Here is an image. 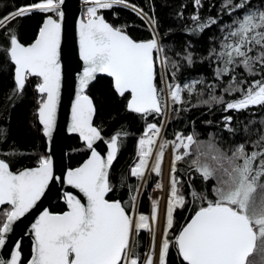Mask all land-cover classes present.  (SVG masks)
Returning a JSON list of instances; mask_svg holds the SVG:
<instances>
[{
  "label": "snow or ice",
  "instance_id": "6c2138e0",
  "mask_svg": "<svg viewBox=\"0 0 264 264\" xmlns=\"http://www.w3.org/2000/svg\"><path fill=\"white\" fill-rule=\"evenodd\" d=\"M191 4L194 11L185 16L187 4L173 8L163 0L185 37L177 46L166 41L174 24L161 32L155 0H145L144 7L130 0H81L75 35L82 70L75 75L67 132L78 135L90 155L59 176L50 145L61 103L65 0L0 6L6 9L0 11L5 61L0 67L10 69L13 79L6 101L15 106L32 85L33 115L46 144L34 166L15 171L13 160L22 153L11 149L0 156V254L7 257L0 264H170L173 252L175 264H264V131H251L256 120L234 123L227 114L264 111V0H219V7L212 6L215 15L212 8L201 14L203 0ZM117 8L134 14L149 36H132L128 28L134 25L127 21L108 22L104 12L119 19ZM36 16L38 30L25 45L19 36L22 21ZM197 65H207L211 76L185 75ZM100 75L110 78L126 112L143 122L139 133L121 125L106 138L103 128L94 126L97 109L89 90ZM193 109L225 113L215 125L218 131L197 129L187 119ZM259 124L264 128V119ZM132 137V163L113 182L114 162ZM0 138H6V129L0 128ZM98 141L106 145V155L94 147ZM55 182L75 189L86 203L66 190V210H41L25 225L31 238L25 257L15 231ZM150 185L166 193L158 243L160 198L149 193L150 214L139 211ZM110 193L117 198L108 199ZM178 211L189 215L177 228Z\"/></svg>",
  "mask_w": 264,
  "mask_h": 264
},
{
  "label": "trees",
  "instance_id": "16d2710c",
  "mask_svg": "<svg viewBox=\"0 0 264 264\" xmlns=\"http://www.w3.org/2000/svg\"><path fill=\"white\" fill-rule=\"evenodd\" d=\"M31 0H0V6H6L10 9L13 4L24 5L30 3ZM131 3L137 4L141 7L145 6V0H130ZM204 7L201 9L202 15L209 14V8H212V15L216 14L215 5L219 7V0H203ZM157 14L159 15L164 28L161 29L163 33L169 24L174 22L168 17L170 12L169 7L162 6L163 0H155ZM168 4L173 8L180 4H187L185 9V16H188L194 11L191 0H168ZM6 9H0L3 11ZM116 13H119V19L114 18L113 12L105 11L104 16L106 20L113 24H120L122 21H127L130 25H134L128 28V32L136 38H146L149 33L146 30V25L143 24L137 17L131 12L124 9H115ZM41 22L40 17L36 16L33 18H25L22 21V26L19 30L20 40L25 44L32 42L37 30L38 24ZM176 29L172 36L166 38L167 42L175 41L177 46L181 45L185 37L180 29L179 24H174ZM204 41H201L197 45V48H201ZM171 54V53H170ZM4 58L0 55V65L4 64ZM197 76L199 74H205L211 76V71L207 65H197L194 69L190 70V73L185 75ZM183 79V77L181 78ZM13 87L12 72L10 69H4L0 67V128L6 129V138H0V156L3 153L8 152L11 149L19 150L22 155L17 156L12 163V170L15 171L17 168L25 166H34L35 160L39 154L45 153L46 144L44 139L38 131V125L35 123V117L33 110L36 107V93L34 88L30 84L25 91V96L22 101H19L12 106L6 101V95ZM89 95L93 98L97 112L94 118V125L102 127V134L107 138L117 131L121 125H125L133 133H139L142 130L143 122L140 121L134 114L128 113L125 110L124 102L121 98L117 97L110 87V79L106 77H98L97 80L90 86ZM254 115L248 113H227L234 117V123L238 119L247 123L248 120H256L257 123L251 126V131L255 133L258 129L263 131V128L259 124L261 119H264V111L258 109L251 110ZM207 109H193L188 114L187 119L189 121H195L196 128L203 131H218L215 125L219 124L225 113L219 110H214L212 114H206ZM211 120L213 125L209 127L205 122ZM244 124L240 125L241 130ZM183 127V124H180ZM191 124L189 123V129ZM185 129V131L189 130ZM172 131V126H169V132ZM255 139V136L252 137ZM241 139V137H237ZM134 143L135 137L129 138L126 146L121 150L117 160L114 162L112 169V180L116 182L120 172L127 171L129 165L132 163L134 158ZM66 147L68 151V164L69 167H77L88 155V151L84 150L83 145L80 144L78 138L69 137L66 141ZM9 159V157H3ZM156 180V177H153ZM134 182V181H133ZM152 186L150 185L144 196L142 197V205L139 211L143 214H148L150 211V203L148 194L150 193ZM117 198L113 194H109L108 199ZM65 209L64 205L60 203L59 199L55 200L51 206L50 211L53 213L62 212ZM187 212H177L176 214V226L177 228L185 223V219L188 217ZM142 242L147 245L149 242V236L147 232L142 234ZM22 250L27 257L30 253V242L27 239L22 241ZM144 249H142L143 251ZM170 264H175V254L169 257Z\"/></svg>",
  "mask_w": 264,
  "mask_h": 264
},
{
  "label": "water",
  "instance_id": "95a60500",
  "mask_svg": "<svg viewBox=\"0 0 264 264\" xmlns=\"http://www.w3.org/2000/svg\"><path fill=\"white\" fill-rule=\"evenodd\" d=\"M64 11L65 21L61 46L63 70L61 103L57 112V129L53 134V141L50 145L51 154L53 155L54 159V170L58 176L63 172H66L69 168L68 151L66 147L67 139L69 137H76L78 138L80 144H82L78 135L67 132V124L71 115V101L74 99L75 75L77 74L78 70H82V62L79 61L78 43L75 35V22L80 18L81 14V0H65ZM98 77L106 76L100 75ZM106 78L110 79L109 77ZM94 147H96L99 152L106 155V145H104L102 141H98ZM89 155L90 152H88L87 157L80 164H82L89 157ZM66 190L76 195L77 198L82 200V202L86 203V201L83 200L82 195L75 189L62 186L59 182H55L54 185H50L49 190L46 191L45 196L42 197L41 201L38 202L37 207L33 209L32 212L27 214L26 218H22L23 223L20 224V227L16 229L13 239L20 241L21 244L24 239H27L31 245V238L28 235V232L25 230V225L30 226V222H34V218L41 210L47 208L50 211L51 204L57 199H59L60 203L64 205V210H66V205L63 199V193ZM0 258L7 257L0 254Z\"/></svg>",
  "mask_w": 264,
  "mask_h": 264
},
{
  "label": "bare ground",
  "instance_id": "6f19581e",
  "mask_svg": "<svg viewBox=\"0 0 264 264\" xmlns=\"http://www.w3.org/2000/svg\"><path fill=\"white\" fill-rule=\"evenodd\" d=\"M163 182L165 185V188H167L168 184V157H165V164H164V177ZM151 195L153 198H160V216H161V223L157 226V243L159 242L160 236H161V229L163 226V216L165 212V206H166V193L161 191H151ZM150 203V201H149Z\"/></svg>",
  "mask_w": 264,
  "mask_h": 264
},
{
  "label": "rangeland",
  "instance_id": "374dc122",
  "mask_svg": "<svg viewBox=\"0 0 264 264\" xmlns=\"http://www.w3.org/2000/svg\"><path fill=\"white\" fill-rule=\"evenodd\" d=\"M263 131H264V128H263ZM157 179V178H156ZM151 191H152V189H151ZM151 191H150V193H151ZM148 214H150V211H149V213Z\"/></svg>",
  "mask_w": 264,
  "mask_h": 264
}]
</instances>
